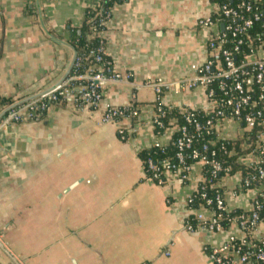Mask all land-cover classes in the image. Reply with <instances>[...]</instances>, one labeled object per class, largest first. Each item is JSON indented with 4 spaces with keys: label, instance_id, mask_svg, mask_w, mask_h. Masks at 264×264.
Wrapping results in <instances>:
<instances>
[{
    "label": "crops",
    "instance_id": "obj_1",
    "mask_svg": "<svg viewBox=\"0 0 264 264\" xmlns=\"http://www.w3.org/2000/svg\"><path fill=\"white\" fill-rule=\"evenodd\" d=\"M89 0H0V99L26 101L63 81L75 58L70 44ZM209 0H120L103 31L111 69L100 108L77 111L66 100L40 122L0 130V264H211L204 248L219 247L238 229L183 227L186 201L201 181L198 164L184 185L172 174L157 186L146 177L141 150L165 147L155 103L203 111V88L187 87L214 28ZM160 81L171 86L157 97ZM176 85V87H175ZM105 107H132L135 118L102 124ZM125 132L120 141L117 129ZM227 212H248L252 192L224 180ZM210 219L207 209L196 213Z\"/></svg>",
    "mask_w": 264,
    "mask_h": 264
},
{
    "label": "built area",
    "instance_id": "obj_2",
    "mask_svg": "<svg viewBox=\"0 0 264 264\" xmlns=\"http://www.w3.org/2000/svg\"><path fill=\"white\" fill-rule=\"evenodd\" d=\"M89 1L90 10L98 11L101 8L99 0ZM212 3L213 15L198 20L197 26L204 30L214 28V31L205 44L202 64L191 67L194 77L187 84L189 88L199 86L205 91L206 107L200 111L204 119L198 121L193 114L197 111H189L184 118V125L172 126V135L178 134L174 143L177 149L175 158L179 165L177 168L172 169L168 160L162 161L158 168L147 161L146 168L150 173L149 179L157 186L165 185L168 174L175 177L177 184L184 185L189 179L191 166L198 164L201 169L198 186L205 182L203 170L207 168V183L211 189L221 190L224 195V180L233 178L239 193L251 191L250 210L229 224V227H237L239 236H231L225 244L204 248V251L209 252L207 258L211 264H264V214L259 215L264 209V31H253L257 24L261 28L264 26V0H239L234 5ZM109 15L110 9L103 19H99L103 29L106 28ZM103 31L90 36L100 41L94 51L96 54L104 53ZM94 62L86 73L66 77L32 99L13 101L5 109H0V130L23 122H40L50 104L59 98L70 101L77 111L99 109L102 89L108 79L97 66L103 62L102 58L95 55ZM151 86L157 97L171 87L160 81ZM157 102L161 104L159 98ZM158 110H154L152 125L158 117ZM136 116L134 110L130 115H124L119 108L105 107L101 123L114 124L116 118L118 121H129ZM123 132L122 128L117 129L118 135ZM202 136L207 138L208 144L195 146ZM213 145L218 146L217 151L209 149ZM185 152L189 153L193 164L184 165ZM232 164L237 170L232 171ZM219 174L220 181L211 183V179ZM190 199L185 203L188 212L183 219L185 230L191 232L186 221L193 215L198 222L203 223L199 228L209 232L223 231L218 223L219 216L216 217L208 208L211 200L202 196L205 203L196 210H190L187 208ZM214 204L215 209L227 213L224 199L218 194ZM199 208L207 209L211 214L210 219L202 221L196 216ZM234 241L252 248L253 260L241 254L239 249H234Z\"/></svg>",
    "mask_w": 264,
    "mask_h": 264
},
{
    "label": "trees",
    "instance_id": "obj_3",
    "mask_svg": "<svg viewBox=\"0 0 264 264\" xmlns=\"http://www.w3.org/2000/svg\"><path fill=\"white\" fill-rule=\"evenodd\" d=\"M211 2L217 3V4H230L234 5L237 3L239 0H209ZM101 3V8L98 11H93L88 9L85 14L84 18V23L79 30V32L73 31L71 34V39H70V44L73 47L75 51V58L74 61L71 65L70 71L67 75V78L72 76V75H77V74H84L86 73L91 66L94 65V59L95 55L100 56L102 58L103 62H99L97 64L98 68L103 70V73L106 77H109L111 74V69H110V64L109 61L104 53H98L96 54L95 48L99 46V39L96 37L90 38L92 33H96L98 31H103V27L99 25V19H103L108 12V10L116 3H119L120 0H99ZM263 25V24H261ZM257 32H262L264 31V26L261 28L260 24H257L254 27ZM262 30V31H261ZM104 46V42H103ZM94 54H90V53ZM13 102L9 100H4L0 99V109H5L9 105H11ZM66 103V100L59 98L56 102L50 104V107L52 106H61ZM160 109L157 112V119L155 122H153V128H154V133L157 136L162 135L167 128L172 127L174 124L181 126L184 125V118L185 116L189 113L190 110H185L183 113H180L176 109H171L162 106L158 102L155 103V109ZM119 111H122L124 115H130L131 112L133 111L132 107H127V108H119ZM47 112V111H46ZM46 112L43 113L41 119L43 120L45 117ZM194 118L197 119L198 121L203 120V115L200 112L193 113ZM118 121L119 119L116 118ZM172 121H175V123H172ZM126 134L123 132L121 135H118V138L120 141H125L126 139ZM178 137V134H173L170 138V141L167 146L165 147H157L153 146L150 147L146 150H141L138 153V158L140 162L142 163V167L144 169L145 175L147 178H149L150 173L146 168V162L151 161V163L156 166L157 168L160 166L161 162L164 160H168L172 169L177 168L178 162L175 158V154L177 152L176 147L174 146L175 140ZM208 144L207 138L205 136H202L197 142L195 146H199L202 144ZM218 146L213 145L209 146L210 150H215L217 151ZM185 158H184V165H191L193 164V160L189 157V153L185 152L184 153ZM219 160V157H217ZM237 170V167L232 164V171ZM209 170L205 168L203 170L205 182L201 185L198 186L197 190L193 193L191 196L190 202L187 205V208L190 210H196L199 205L204 204V200H202V196H205L206 200H211V205L208 206L209 210L212 211L215 216H219L218 223L220 224L222 230H226L229 227V224L232 220L235 218L240 217L243 213L241 211H230V212H223L215 209V204H214V199L217 194L220 196V198H223V193L221 190H215L211 189L210 185L207 183L209 176H208ZM221 174L216 175L214 178L211 179V183L214 182H219L220 181ZM264 214V209H261L259 212V215L262 216ZM186 225L188 226V229L191 232L196 231L199 227L203 225V223L198 222L193 215H190L188 217V220L186 221ZM232 246L234 249H239V252L241 254H245L247 256H250L251 259L253 260L254 255L251 254L253 252L252 248H248L245 245L239 243L238 241H234L232 243ZM255 246L257 244L255 243ZM255 251V250H254ZM206 254H208V251H205ZM254 253V252H253Z\"/></svg>",
    "mask_w": 264,
    "mask_h": 264
},
{
    "label": "water",
    "instance_id": "obj_4",
    "mask_svg": "<svg viewBox=\"0 0 264 264\" xmlns=\"http://www.w3.org/2000/svg\"><path fill=\"white\" fill-rule=\"evenodd\" d=\"M0 247H1V245H0Z\"/></svg>",
    "mask_w": 264,
    "mask_h": 264
}]
</instances>
